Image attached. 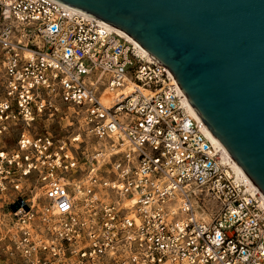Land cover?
I'll use <instances>...</instances> for the list:
<instances>
[{
    "label": "built area",
    "instance_id": "obj_1",
    "mask_svg": "<svg viewBox=\"0 0 264 264\" xmlns=\"http://www.w3.org/2000/svg\"><path fill=\"white\" fill-rule=\"evenodd\" d=\"M136 46L55 0H0V194L25 205L0 264H264V199Z\"/></svg>",
    "mask_w": 264,
    "mask_h": 264
},
{
    "label": "water",
    "instance_id": "obj_2",
    "mask_svg": "<svg viewBox=\"0 0 264 264\" xmlns=\"http://www.w3.org/2000/svg\"><path fill=\"white\" fill-rule=\"evenodd\" d=\"M55 1L120 29L166 67L264 196V0Z\"/></svg>",
    "mask_w": 264,
    "mask_h": 264
},
{
    "label": "bare ground",
    "instance_id": "obj_3",
    "mask_svg": "<svg viewBox=\"0 0 264 264\" xmlns=\"http://www.w3.org/2000/svg\"><path fill=\"white\" fill-rule=\"evenodd\" d=\"M76 11V10H75ZM85 15V14H83ZM105 25H107L108 27H110L112 30H114L117 34H119L120 36H123L125 37L126 39L130 40L132 42V40L124 33L122 32L120 29L112 26V25H109V24H106L104 23ZM137 48H139L138 46H136ZM145 55H147L141 48H139ZM148 56V55H147ZM149 57V56H148ZM130 89V86L129 85H126L124 88L121 87V88H117V89H110V88H106L100 95V100L107 104V105H110V104H113L116 100V97H117V94L120 92V91H124V92H128ZM187 105H188V108L190 109V111L192 112V114L198 118L199 120H201V118L198 116V114L195 112V110L192 108V106L189 104V102L187 101V99H185ZM202 121V120H201ZM203 130L205 132V134L207 135L208 138H210V140H212V142H214L217 146H219L223 152V154L229 158L235 168V170L248 182V184L253 188V190L259 192V190L256 188V186L253 184V182L248 178V176L243 172V170L238 166V164L231 158V156L228 154V152L224 149V147L220 144V142L215 138V136L210 132V130L207 128V126L204 124L203 126ZM97 147V146H96ZM261 197L264 199V196L261 194V192H259Z\"/></svg>",
    "mask_w": 264,
    "mask_h": 264
},
{
    "label": "rangeland",
    "instance_id": "obj_4",
    "mask_svg": "<svg viewBox=\"0 0 264 264\" xmlns=\"http://www.w3.org/2000/svg\"><path fill=\"white\" fill-rule=\"evenodd\" d=\"M64 122L67 123V120L63 121V123ZM56 130L58 132V129ZM75 130H77L76 122L72 125H67L66 130L60 131V133L72 132ZM10 199L7 194H0V259L9 257L8 251H10V246L5 234L6 230L9 228L11 220L10 207L8 206Z\"/></svg>",
    "mask_w": 264,
    "mask_h": 264
}]
</instances>
